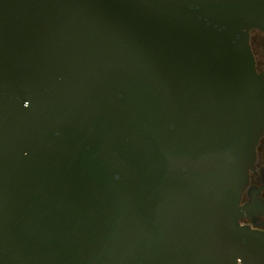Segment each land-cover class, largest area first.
I'll return each instance as SVG.
<instances>
[{
    "label": "water",
    "instance_id": "95a60500",
    "mask_svg": "<svg viewBox=\"0 0 264 264\" xmlns=\"http://www.w3.org/2000/svg\"><path fill=\"white\" fill-rule=\"evenodd\" d=\"M255 30L264 0H0V264H264Z\"/></svg>",
    "mask_w": 264,
    "mask_h": 264
},
{
    "label": "flooded vegetation",
    "instance_id": "af4514ba",
    "mask_svg": "<svg viewBox=\"0 0 264 264\" xmlns=\"http://www.w3.org/2000/svg\"><path fill=\"white\" fill-rule=\"evenodd\" d=\"M250 46L256 72L264 81V34L253 31L250 36ZM261 123L262 132L255 150L254 165L241 198L240 224L264 236V110Z\"/></svg>",
    "mask_w": 264,
    "mask_h": 264
}]
</instances>
